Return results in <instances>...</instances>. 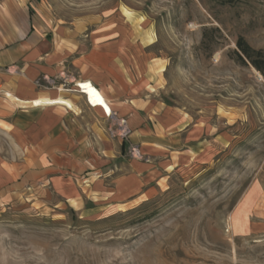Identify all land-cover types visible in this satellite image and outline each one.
Listing matches in <instances>:
<instances>
[{"label": "rangeland", "instance_id": "1", "mask_svg": "<svg viewBox=\"0 0 264 264\" xmlns=\"http://www.w3.org/2000/svg\"><path fill=\"white\" fill-rule=\"evenodd\" d=\"M33 3L147 106L107 116L77 200L0 203V264H264V75L237 46L264 50V0Z\"/></svg>", "mask_w": 264, "mask_h": 264}, {"label": "crops", "instance_id": "2", "mask_svg": "<svg viewBox=\"0 0 264 264\" xmlns=\"http://www.w3.org/2000/svg\"><path fill=\"white\" fill-rule=\"evenodd\" d=\"M79 50L80 44L71 51L64 37L51 34L33 0H0L1 204L23 197L43 205L51 192L66 200L82 196L75 179L105 164L113 148L109 119L95 104L100 98L89 92L92 106L85 88L98 90L113 115L121 111L132 123L146 108L145 100L130 98L136 91L128 73Z\"/></svg>", "mask_w": 264, "mask_h": 264}, {"label": "trees", "instance_id": "3", "mask_svg": "<svg viewBox=\"0 0 264 264\" xmlns=\"http://www.w3.org/2000/svg\"><path fill=\"white\" fill-rule=\"evenodd\" d=\"M239 60L245 63L248 60L258 71L264 75V50L253 49L244 38L237 43Z\"/></svg>", "mask_w": 264, "mask_h": 264}, {"label": "bare ground", "instance_id": "4", "mask_svg": "<svg viewBox=\"0 0 264 264\" xmlns=\"http://www.w3.org/2000/svg\"><path fill=\"white\" fill-rule=\"evenodd\" d=\"M89 90H90V88L88 87V88H86V90H84V92L90 97V103H91V105H92V95H90V93H89ZM93 106V105H92ZM104 111H106L107 112V110L104 108ZM107 113H109L110 115L112 114L111 112H107Z\"/></svg>", "mask_w": 264, "mask_h": 264}, {"label": "built area", "instance_id": "5", "mask_svg": "<svg viewBox=\"0 0 264 264\" xmlns=\"http://www.w3.org/2000/svg\"><path fill=\"white\" fill-rule=\"evenodd\" d=\"M81 89V88H80ZM81 91L83 92V89H81ZM86 96H87V100H88V102L90 103V97L86 94ZM91 104V103H90ZM105 113H106V115L107 116H110V114L109 113H107L106 111H105Z\"/></svg>", "mask_w": 264, "mask_h": 264}]
</instances>
